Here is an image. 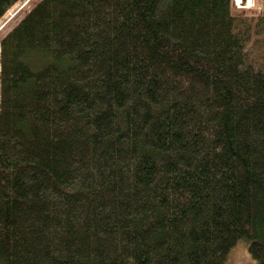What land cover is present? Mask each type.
I'll use <instances>...</instances> for the list:
<instances>
[{"label":"trees","instance_id":"trees-1","mask_svg":"<svg viewBox=\"0 0 264 264\" xmlns=\"http://www.w3.org/2000/svg\"><path fill=\"white\" fill-rule=\"evenodd\" d=\"M260 7L35 2L0 40V264H264Z\"/></svg>","mask_w":264,"mask_h":264},{"label":"rangeland","instance_id":"rangeland-1","mask_svg":"<svg viewBox=\"0 0 264 264\" xmlns=\"http://www.w3.org/2000/svg\"><path fill=\"white\" fill-rule=\"evenodd\" d=\"M37 1L39 0H21L5 14L0 20V40L22 19L25 12L29 11ZM233 1L236 14L252 15L261 11L262 0H252V3L248 2V0ZM225 264H257V262L249 254L245 243L240 242L231 251Z\"/></svg>","mask_w":264,"mask_h":264},{"label":"bare ground","instance_id":"bare-ground-1","mask_svg":"<svg viewBox=\"0 0 264 264\" xmlns=\"http://www.w3.org/2000/svg\"><path fill=\"white\" fill-rule=\"evenodd\" d=\"M248 2L252 3V0H248Z\"/></svg>","mask_w":264,"mask_h":264},{"label":"water","instance_id":"water-1","mask_svg":"<svg viewBox=\"0 0 264 264\" xmlns=\"http://www.w3.org/2000/svg\"><path fill=\"white\" fill-rule=\"evenodd\" d=\"M244 1V0H243Z\"/></svg>","mask_w":264,"mask_h":264}]
</instances>
